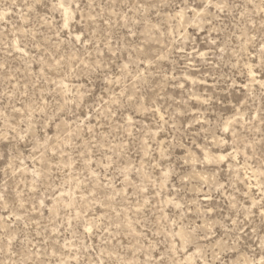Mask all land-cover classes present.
Returning a JSON list of instances; mask_svg holds the SVG:
<instances>
[{
	"label": "rangeland",
	"instance_id": "374dc122",
	"mask_svg": "<svg viewBox=\"0 0 264 264\" xmlns=\"http://www.w3.org/2000/svg\"><path fill=\"white\" fill-rule=\"evenodd\" d=\"M0 264H264V0H0Z\"/></svg>",
	"mask_w": 264,
	"mask_h": 264
}]
</instances>
